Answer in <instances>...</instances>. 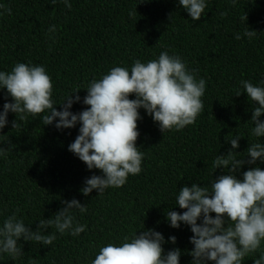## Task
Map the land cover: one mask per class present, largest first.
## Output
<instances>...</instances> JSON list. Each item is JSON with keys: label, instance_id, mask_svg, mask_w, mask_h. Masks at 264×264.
Here are the masks:
<instances>
[{"label": "trees", "instance_id": "obj_1", "mask_svg": "<svg viewBox=\"0 0 264 264\" xmlns=\"http://www.w3.org/2000/svg\"><path fill=\"white\" fill-rule=\"evenodd\" d=\"M68 2L71 9L63 0L55 5L50 0H0V71L11 72L17 63L44 66L52 79L56 109L61 111V103L79 88L73 96L78 94L81 101L70 109L79 113L88 107L83 98L93 80L117 66L130 71L136 60L147 63L167 51L180 57L197 80L206 81L204 111L193 125L162 133L146 110L139 109L136 144L144 153L142 172L129 175L123 187L102 194L93 190L88 196L80 191L85 179L103 173L89 170L68 150L81 125L58 130V118L43 125L42 116L26 114L23 121L18 119L20 126L12 128L17 117L9 112L8 124L0 130V148L6 149L0 154V227L15 212L36 231L41 219L53 217L66 206L63 201L75 198L87 205V212L73 210L74 224L86 229L73 236L47 228L45 234H56L52 245L21 238L24 254L12 259L0 253V264H92L101 247L119 246L125 236L147 229L164 236L165 253L181 250L179 264H192L190 226L181 222L179 228L171 227L166 212L185 211L176 204L181 187L197 183L211 190L216 178L229 174L215 169L213 161L232 150L230 141L237 135L242 137L233 150L238 159H250L247 148L264 144V137L252 135V111L258 105L241 85L247 80L264 87V0H205L200 21H193L179 0ZM246 15L247 21L242 20ZM247 28L257 31L256 36L245 37ZM237 34L242 38L236 39ZM237 91L242 94L236 96ZM6 102L14 101L0 89V111ZM260 120L264 122V115ZM257 166L264 170L259 160L245 163L237 178ZM172 236L175 244L169 241ZM262 251L264 241L242 264H254Z\"/></svg>", "mask_w": 264, "mask_h": 264}, {"label": "clouds", "instance_id": "obj_2", "mask_svg": "<svg viewBox=\"0 0 264 264\" xmlns=\"http://www.w3.org/2000/svg\"><path fill=\"white\" fill-rule=\"evenodd\" d=\"M50 2L55 5L57 0ZM63 2L71 9L68 0ZM179 4L193 21H200L206 8L205 0H179ZM8 11L10 14L11 10ZM242 20L247 21V15ZM54 30L55 26L49 29L50 32ZM256 34L257 31L249 28L244 32L248 38ZM235 38L242 37L237 34ZM241 85L247 97L258 105L252 111L251 121L255 125L252 135L264 137V122L260 120L264 115V87L247 80L241 81ZM205 88L206 81L203 78L197 80L180 57L163 51L156 60L147 63L136 60L130 71L117 66L101 79L93 80L83 98V104L88 107L73 113L70 111L73 104L81 101L78 94L73 96L79 88L65 98L61 103L62 110L58 111L52 99V79L45 67L17 63L11 72L0 71V89H6L14 101L3 104L0 130L8 124L9 112L17 117L12 121V128L19 127L18 119L23 121L26 114L42 116L43 125H51L58 118L55 123L58 130L71 129L79 123V134L68 150L89 170L98 169L103 173L86 178L80 191L84 196L93 190L102 194L108 188L123 187L129 175H139L143 170L144 153L136 144L140 135L137 122L142 119L139 109L146 110L162 133L180 131L193 125L204 111ZM241 94L236 92V96ZM131 95L136 98L129 99ZM241 138L237 135L232 139V150L226 155H218L213 161L215 169H227L229 174L216 178L211 190L197 183L181 187L176 204L185 211L166 212L171 227L179 228L181 222L190 226L193 233L190 243L194 245L192 264H242L245 257L261 250L264 241V170L258 166L250 167L243 172L242 179L237 178L236 173L245 163L264 162V144H252L247 148L250 159H238L233 150L239 147ZM5 151L0 148V154ZM63 203L66 206L53 217L39 221L36 231L26 226L22 219H17L15 212L8 216L0 227V253H6L12 259L22 256L24 252L18 244L21 238L26 242L52 245L56 234H45L47 228H55L60 234L70 232L79 236L86 225L74 224L73 210L86 213L87 205L75 198ZM201 218L202 223H198ZM169 241L175 244L176 237H169ZM165 242L160 232L147 229L131 238L125 236L119 246L109 243L101 247L92 264H179L181 250L176 248L165 253L162 247ZM254 264H264V251L254 259Z\"/></svg>", "mask_w": 264, "mask_h": 264}]
</instances>
